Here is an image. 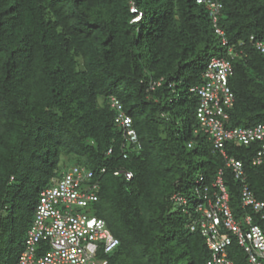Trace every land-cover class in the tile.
<instances>
[{"label":"trees","instance_id":"1","mask_svg":"<svg viewBox=\"0 0 264 264\" xmlns=\"http://www.w3.org/2000/svg\"><path fill=\"white\" fill-rule=\"evenodd\" d=\"M217 1L213 25L196 0H0V264H16L39 191L73 165L92 172L89 210L119 239L101 253L106 264H206L211 251L189 227L194 209L172 197L191 190L195 204L219 168L235 217L250 213L264 229L198 130L191 90L210 59L225 56L234 96L225 126L264 123V0ZM112 98L137 143L115 122ZM225 148L264 201V163L251 164L257 144ZM227 257L250 264L235 238Z\"/></svg>","mask_w":264,"mask_h":264},{"label":"built area","instance_id":"2","mask_svg":"<svg viewBox=\"0 0 264 264\" xmlns=\"http://www.w3.org/2000/svg\"><path fill=\"white\" fill-rule=\"evenodd\" d=\"M196 1L206 6L215 25L221 3L217 0ZM216 30L222 33L220 29ZM221 43L226 44L224 37ZM256 47L264 52V42L257 41ZM231 73L229 58L212 57L203 73L204 82L191 88L199 96L195 111L198 130L207 135L212 150L222 156L224 167L230 168L234 177L242 183L241 206L251 208L264 219V201L255 198L245 181L242 161L230 155L225 148L226 142L239 145L256 143L251 164L264 163V123L225 126L227 108L232 106L234 100L227 79ZM112 106L117 109L114 120L123 127L126 139L137 143L131 117L123 111L117 99L112 98ZM123 173L126 178L131 177L130 171ZM92 175L90 170L73 165L59 178H53L51 185L39 191L33 220L26 231L24 247L16 264H106L100 254L114 249L119 239L112 234L104 219L89 210L97 200L95 190L98 184L92 180ZM222 176L223 168H219L212 181V190L203 188L202 195L194 204L195 220L189 224L190 229L200 231L211 251L206 264H231L227 247L233 238L243 248L250 264H264V229L253 223L250 213L241 218L235 217ZM172 198L180 206L187 202L180 194H174ZM182 210L187 211L184 207Z\"/></svg>","mask_w":264,"mask_h":264},{"label":"rangeland","instance_id":"3","mask_svg":"<svg viewBox=\"0 0 264 264\" xmlns=\"http://www.w3.org/2000/svg\"><path fill=\"white\" fill-rule=\"evenodd\" d=\"M200 174V170H197L193 176L194 181L198 178ZM184 198L186 199V206L189 210H191L192 208H194V200L196 198V195L193 191L191 190H187L184 193ZM100 257L102 258V255L100 254Z\"/></svg>","mask_w":264,"mask_h":264}]
</instances>
